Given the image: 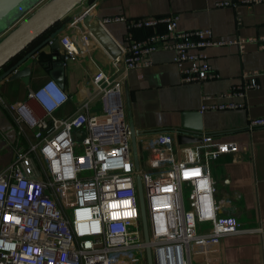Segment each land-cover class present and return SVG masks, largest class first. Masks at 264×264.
Wrapping results in <instances>:
<instances>
[{
  "label": "built area",
  "instance_id": "2783aa9c",
  "mask_svg": "<svg viewBox=\"0 0 264 264\" xmlns=\"http://www.w3.org/2000/svg\"><path fill=\"white\" fill-rule=\"evenodd\" d=\"M260 3L264 0H223L216 6ZM85 8L94 14L93 5ZM179 20L176 12L103 18L102 22H124L131 41L121 54L111 57L108 68L99 67L92 73L94 95L71 114H56L70 94L54 77L28 94L38 100L44 114H37L28 100L9 104L19 133L28 126L32 135L25 146L15 149L16 157L0 172V264H138V253L144 250L146 254L148 244L154 264H222L207 256L197 260L194 245L200 244L206 255L208 247L223 235L241 229L238 217L225 211L229 201L217 198L212 174V163L225 153L238 151L239 141L203 132L199 140L176 149L171 135L161 132L159 153L148 158L139 153V166L131 146L124 87L132 68L150 64L149 55L157 49H171L182 82L217 79L221 73L212 65L208 47L246 40L240 36L216 39L211 28L180 29ZM72 24L85 28L83 15H75ZM137 29L151 31L136 38ZM85 30L81 39L89 44L91 35ZM60 42L68 54L79 52L70 34ZM263 72L264 68L242 73L241 82L221 94L227 100L206 101L201 110L246 108L249 90L261 86ZM203 97L209 100L212 95ZM260 125L264 117L251 119L248 128ZM160 145L167 148L161 152ZM185 185L190 187L188 198ZM70 194L76 200L68 205Z\"/></svg>",
  "mask_w": 264,
  "mask_h": 264
},
{
  "label": "crops",
  "instance_id": "0c3cea01",
  "mask_svg": "<svg viewBox=\"0 0 264 264\" xmlns=\"http://www.w3.org/2000/svg\"><path fill=\"white\" fill-rule=\"evenodd\" d=\"M218 1L223 0H85L54 28L29 44L18 57L30 51L55 28H62L59 39L70 34L76 40L79 52L72 55L60 42V50L65 54L62 59L66 63L63 74H59L70 98L57 109L56 114L68 115L94 95L92 73L99 67L108 68L113 54L123 50L131 41L127 38L124 22H102L105 17L176 12L180 15V29L211 28L216 39L245 38L243 43L208 47L210 61L221 77L202 82L181 81L173 50L161 48L151 52L150 64L129 71L124 101L129 122L132 121L140 132L137 140L141 157L155 155L157 151L153 146L159 147L157 138L161 132L171 135V143L176 149L182 144L195 142H180L178 139V133L184 130L181 128L183 114L188 111L199 114L191 116L188 122L200 120L203 125L196 135L211 132L222 140L239 141L238 151L225 153L212 163V174L217 183V198L229 201L225 211L238 217L241 229L223 235L218 243L208 247L206 255L200 244L196 243L194 248L200 261L207 256L211 261L222 264H264V125L248 128L251 119L264 117V72L259 75L261 86L249 90L246 108L201 110L206 101L227 100L221 94L231 85L241 82L242 73L264 68V3L233 8L217 7ZM86 5H93L95 15L90 28L85 24V28L73 25V17ZM238 17L241 24H238ZM85 29L91 35L89 44L81 39ZM150 31L137 29L134 36L143 37ZM44 49L52 51L49 44ZM48 57L46 53L41 57L35 53L20 66H31L30 74L17 78L7 76L0 80V172L12 162L15 149L25 146L32 135V128L28 126L19 133V125L9 104L28 100L37 114H44L42 105L37 99L29 98L28 94L53 77L46 62ZM204 94H210L212 98L204 99ZM95 102L94 108H97L98 102ZM161 147V152L167 148Z\"/></svg>",
  "mask_w": 264,
  "mask_h": 264
},
{
  "label": "water",
  "instance_id": "95a60500",
  "mask_svg": "<svg viewBox=\"0 0 264 264\" xmlns=\"http://www.w3.org/2000/svg\"><path fill=\"white\" fill-rule=\"evenodd\" d=\"M85 0H0V80L10 76L17 78L30 74L31 66L20 67L26 60L35 53L41 57L46 53L47 64L52 69L53 77L57 78L63 85L62 76L64 72L65 54L60 50V39L58 34L62 28H55L46 35L30 51L18 57L29 44L41 37L45 32L61 22L70 12L82 5ZM83 15V24L90 28V22L95 19V15L88 12V9L79 12ZM49 44L52 51L46 52L44 47ZM122 53V50L113 54V57ZM39 58V56H38ZM56 70V73L54 71ZM199 115L194 111L183 114L182 127L178 133L180 142L196 141L201 137L196 133L203 128L201 121L197 123L188 122L191 116ZM200 119V118H199ZM132 131L133 152L136 165L139 166L138 133L134 123L130 122ZM138 190L140 197L142 222L145 240L150 241V231L147 217L146 202L142 187L141 177H138ZM147 262L154 264L152 248L148 244L146 247Z\"/></svg>",
  "mask_w": 264,
  "mask_h": 264
},
{
  "label": "rangeland",
  "instance_id": "374dc122",
  "mask_svg": "<svg viewBox=\"0 0 264 264\" xmlns=\"http://www.w3.org/2000/svg\"><path fill=\"white\" fill-rule=\"evenodd\" d=\"M137 145H138V148H139V144H137ZM131 146L133 148L132 138H131ZM153 150L159 152L160 148L157 145H154L153 146ZM133 155H134V152H133ZM182 156H183V154L181 152L180 157H182ZM15 157H16V152H15L14 158ZM189 192H190V187H188V186L185 185L184 194H185V197L186 198H188ZM70 197L71 198H69L68 199V202H67L68 205L74 203V201L76 200L75 197L74 196L72 197L71 194H70ZM138 254L141 256V257L138 258V264H148V262H147V256L145 254V251L144 250H141Z\"/></svg>",
  "mask_w": 264,
  "mask_h": 264
},
{
  "label": "trees",
  "instance_id": "16d2710c",
  "mask_svg": "<svg viewBox=\"0 0 264 264\" xmlns=\"http://www.w3.org/2000/svg\"><path fill=\"white\" fill-rule=\"evenodd\" d=\"M54 27H55V26H54ZM54 27H53V28H54Z\"/></svg>",
  "mask_w": 264,
  "mask_h": 264
}]
</instances>
